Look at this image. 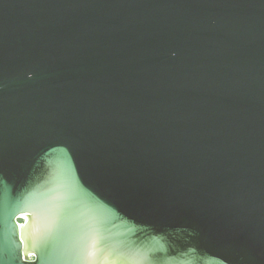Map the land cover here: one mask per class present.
<instances>
[{
    "label": "water",
    "instance_id": "water-1",
    "mask_svg": "<svg viewBox=\"0 0 264 264\" xmlns=\"http://www.w3.org/2000/svg\"><path fill=\"white\" fill-rule=\"evenodd\" d=\"M0 264H264V0H0Z\"/></svg>",
    "mask_w": 264,
    "mask_h": 264
}]
</instances>
